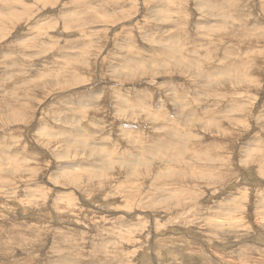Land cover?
<instances>
[{"label": "rangeland", "instance_id": "1", "mask_svg": "<svg viewBox=\"0 0 264 264\" xmlns=\"http://www.w3.org/2000/svg\"><path fill=\"white\" fill-rule=\"evenodd\" d=\"M0 264H264V0H0Z\"/></svg>", "mask_w": 264, "mask_h": 264}, {"label": "bare ground", "instance_id": "2", "mask_svg": "<svg viewBox=\"0 0 264 264\" xmlns=\"http://www.w3.org/2000/svg\"><path fill=\"white\" fill-rule=\"evenodd\" d=\"M261 203V202H260ZM13 231V230H12ZM4 233V232H3ZM26 234V233H25ZM32 234V233H31ZM21 240V239H20ZM13 241V240H12ZM38 241V240H37ZM28 242V241H27ZM35 243V242H34ZM32 244V243H31ZM17 245V244H16ZM149 247V246H148ZM77 248V247H76ZM149 249V248H148ZM151 249V248H150ZM151 253V252H150Z\"/></svg>", "mask_w": 264, "mask_h": 264}]
</instances>
